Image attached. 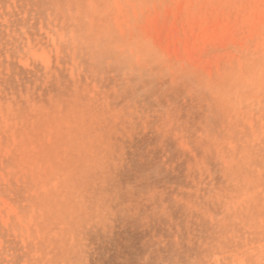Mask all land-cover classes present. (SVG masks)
<instances>
[{"label":"rangeland","instance_id":"374dc122","mask_svg":"<svg viewBox=\"0 0 264 264\" xmlns=\"http://www.w3.org/2000/svg\"><path fill=\"white\" fill-rule=\"evenodd\" d=\"M0 264H264V0H0Z\"/></svg>","mask_w":264,"mask_h":264}]
</instances>
